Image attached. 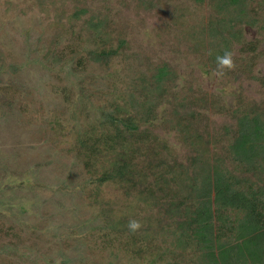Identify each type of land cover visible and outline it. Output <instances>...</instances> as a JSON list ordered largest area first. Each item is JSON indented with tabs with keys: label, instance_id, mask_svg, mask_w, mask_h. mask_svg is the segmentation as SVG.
Returning <instances> with one entry per match:
<instances>
[{
	"label": "rangeland",
	"instance_id": "374dc122",
	"mask_svg": "<svg viewBox=\"0 0 264 264\" xmlns=\"http://www.w3.org/2000/svg\"><path fill=\"white\" fill-rule=\"evenodd\" d=\"M250 4L260 23L243 34L256 52L234 45L236 67L218 77L194 48L198 28L215 18L208 2L0 0V264H149L162 251L148 244L136 257L127 240L104 237L105 222L120 218L152 232L156 212L115 184L96 187L74 151L77 132L98 108L126 99L141 74L166 66L173 80L163 119L142 129L165 141L175 169L200 149L229 170L237 110L264 113V0ZM97 21L102 39L90 24ZM120 41L107 64L88 55Z\"/></svg>",
	"mask_w": 264,
	"mask_h": 264
},
{
	"label": "trees",
	"instance_id": "16d2710c",
	"mask_svg": "<svg viewBox=\"0 0 264 264\" xmlns=\"http://www.w3.org/2000/svg\"><path fill=\"white\" fill-rule=\"evenodd\" d=\"M195 1L208 2L215 16L194 38V48L206 54L208 64L216 65V57L234 45L244 55L256 52V41L246 42L243 34L260 23L251 0ZM84 13L78 10L74 17ZM90 24L102 39L103 22ZM104 44L88 52L93 62L107 64L124 42L116 49ZM172 80L166 66L154 68L149 77L141 74L126 99L120 95L98 108L92 123L77 132L74 151L84 169L95 174L96 187L115 184L156 212L152 232L149 226L131 232L130 220L122 218L105 222L100 231L118 243L127 240L123 245L136 257L155 245L162 251L153 253L149 264H264V113L237 110L226 152L229 170L224 160L200 149L189 167L175 169L167 163L165 141L142 129L163 119L161 100ZM185 137L195 144V135Z\"/></svg>",
	"mask_w": 264,
	"mask_h": 264
},
{
	"label": "clouds",
	"instance_id": "9594fccd",
	"mask_svg": "<svg viewBox=\"0 0 264 264\" xmlns=\"http://www.w3.org/2000/svg\"><path fill=\"white\" fill-rule=\"evenodd\" d=\"M216 65L215 75L218 77L223 76L225 74V70H234L236 65L233 59V53L225 51L223 55H218L216 57ZM141 226L140 222L134 219L128 222V228L131 232L139 230Z\"/></svg>",
	"mask_w": 264,
	"mask_h": 264
}]
</instances>
